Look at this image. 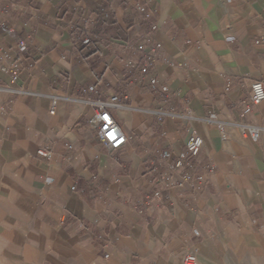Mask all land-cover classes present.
I'll use <instances>...</instances> for the list:
<instances>
[{
	"label": "crops",
	"instance_id": "obj_1",
	"mask_svg": "<svg viewBox=\"0 0 264 264\" xmlns=\"http://www.w3.org/2000/svg\"><path fill=\"white\" fill-rule=\"evenodd\" d=\"M263 11L264 0H0V264H186L192 253L264 264V132L254 141L241 127L264 121V101L249 111L264 82ZM147 34L149 74L168 91L126 67L140 74ZM112 95L128 137L117 150L89 122L88 98ZM193 132L201 152L162 179Z\"/></svg>",
	"mask_w": 264,
	"mask_h": 264
},
{
	"label": "built area",
	"instance_id": "obj_2",
	"mask_svg": "<svg viewBox=\"0 0 264 264\" xmlns=\"http://www.w3.org/2000/svg\"><path fill=\"white\" fill-rule=\"evenodd\" d=\"M137 11L141 14L143 19L147 22L150 21L151 23V30L155 31L158 28V24L151 22L152 19V13L147 10L145 5L141 3L136 4ZM264 15V11H263ZM85 43H89V39L84 40ZM153 38L151 35L147 34L145 36V43H142L138 45V49L142 52H144V57L140 59V61H143V64L141 65L139 71L140 74L136 75L135 70H138V63L134 61H128L126 64L127 69L129 70L130 74L135 75V78L138 79L144 78L148 76V82L150 85L155 86L161 84V81L156 76H151L149 74L150 67L152 63L154 62L156 58V51L154 47H148L147 44L152 43ZM257 44L264 43V36L261 39L256 40ZM21 48H25L26 44L24 41L20 42ZM163 91H168L169 86L167 84H161ZM90 90L95 91L94 87H90ZM119 100V97L117 95H112L108 99H91L88 98V102H90L94 108L95 113L89 117V122L98 128L99 137L101 141L108 146L111 150H117L120 149L122 146H124L127 141L128 137L123 129V127L117 122L116 118L110 111V107L114 105L115 102ZM264 101V82L263 81H256L252 84V96H251V105L249 107V111L253 112L254 109L262 102ZM54 113V109L51 111ZM191 112L188 109L182 116L183 117H190ZM211 120H218L216 113H210L209 115ZM242 133L245 136H249L252 140H258L261 137V134L264 132V121L261 124H255V123H242ZM222 129V136L225 138V131L221 125ZM204 146V139L201 135H199L196 132H193L189 135L187 144H186V150L183 151L179 156L177 157L176 161L171 162V164L168 166L166 172L162 175V179L164 180H171L174 174H177L178 169L183 167L184 160L188 156H197L202 148ZM42 157L51 158L52 153L47 149H39L37 151V154ZM36 155L30 154V158L35 157ZM162 157L169 158L171 154L167 151L161 153ZM183 180L185 182L190 183V185L194 186L192 183V175L189 173H186L182 176ZM198 179L202 180L203 177L199 176ZM157 195H160V193H157ZM197 262V256L195 254H188L185 257V263L186 264H195Z\"/></svg>",
	"mask_w": 264,
	"mask_h": 264
}]
</instances>
